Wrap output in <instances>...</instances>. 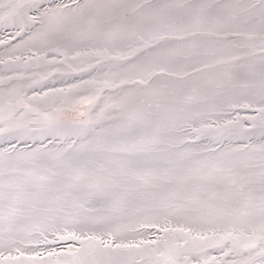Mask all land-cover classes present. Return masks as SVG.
<instances>
[{
    "label": "snow or ice",
    "instance_id": "6c2138e0",
    "mask_svg": "<svg viewBox=\"0 0 264 264\" xmlns=\"http://www.w3.org/2000/svg\"><path fill=\"white\" fill-rule=\"evenodd\" d=\"M143 7L98 0L0 4V22L15 28L13 38L31 33L27 40L22 39L24 45L40 42L67 57L62 44L78 36L100 34L117 40L136 26L141 29L137 34L139 49H151L126 69L121 79V84L145 85L144 90L117 98L110 96L98 103L100 92L120 85L108 80H81L67 90L53 88L42 97L30 99L51 98L55 102L69 93L79 95L81 90L92 95L73 102L71 111L77 116L70 120L58 116L46 128L21 131L24 126L17 125L8 129L21 135L51 131L55 136L65 131L76 139L71 140L61 157H53L60 162L42 168L41 174L38 172L42 166L35 160L30 168L21 166L22 155H12L14 145L11 151L0 152V221L7 223L6 228L0 227V247L9 253L5 257L0 251V264H231L210 255L209 249L220 248L227 257L240 247L251 250L243 264H264V143L237 148L223 143L224 139L250 135L239 116L223 123L201 121L198 127L186 119L187 127L176 122L196 100L190 93H199L201 99L197 102L207 103L212 98L208 95L212 85L254 88L258 77L261 106L255 111L260 120L257 123L256 117L246 119L252 121L253 130L259 128L264 136V0L258 4L229 0L161 2L150 5V10L139 17L127 11L135 13ZM255 48L260 52L259 67L241 65L250 78L244 84H232L230 76L227 85L220 82V77L191 79L203 68L229 63L225 52ZM81 55L88 53L76 52L73 59ZM245 55L254 56L255 52ZM32 56L44 59L46 64L54 63L46 59L47 53L44 57L35 53ZM242 58L232 56L233 60ZM19 60L21 57H15V61ZM128 73L140 78L131 79ZM220 103L251 107L231 97H221ZM16 104L36 111L22 99L17 98ZM82 105L88 108L80 111ZM53 119L45 116V120ZM177 132L186 136L195 133V140L189 141ZM205 136L218 137L219 148L193 151L184 147ZM73 189H96L94 195L110 200L115 207L86 206L91 205V199L80 202V197L71 196ZM177 190L192 193L196 206L183 203ZM217 201L227 206L228 216L246 226L238 234L233 228L224 229L223 234L213 230L211 235H192L191 228L170 226L168 216L182 209L224 211L217 207ZM129 207L140 217L139 228L151 235L119 223L121 217L115 213L126 212ZM25 211L55 214L46 216L43 222L37 219L28 229L14 228ZM159 216H163V224ZM128 232L136 235L129 238ZM12 246L18 255H12Z\"/></svg>",
    "mask_w": 264,
    "mask_h": 264
},
{
    "label": "bare ground",
    "instance_id": "6f19581e",
    "mask_svg": "<svg viewBox=\"0 0 264 264\" xmlns=\"http://www.w3.org/2000/svg\"><path fill=\"white\" fill-rule=\"evenodd\" d=\"M21 0H18V2ZM67 1V0H65ZM98 2L115 5H143V8L137 9L135 13H132L128 9V13L132 16H142L148 12L149 6L161 2L169 3H184L186 0H98ZM212 2V0H208ZM229 2L239 3H259V0H229ZM15 29H8L7 34L9 41L6 47L2 46L0 53V152L5 150H12V146H15V152L22 155L21 166L30 168L32 162L41 165L42 168L50 167L60 161L54 160L53 157H61L63 150L68 147L71 140L76 137L71 136L70 133L65 131L57 132L53 136L51 131H45L41 134L39 131L28 132L25 135H21L20 132H9L8 129L14 128L17 125H22L26 129H40L46 128L49 124L55 122V118L62 116L64 120H70L77 116V113L71 111V106L74 101L82 99L83 96H90L92 92L83 91L79 95L72 93L67 96L58 97L55 102L51 98L46 99H30L34 96L42 97L45 92H50L51 89L63 88L67 90L70 85L79 84L81 80H108L111 83L120 85L119 88H105L99 93L101 100L98 103H103L108 97L117 98L125 95L127 92L142 91L145 85L135 83H123L121 84L122 75L125 70L130 68L133 64L138 63L141 59L147 56L151 49H139V41L137 40V34L141 31L139 27L134 26L125 36L120 39L112 40L108 37L100 34H86L76 37L73 41L62 44V51H66L67 57L64 55L52 52L50 48L44 47L40 42H33L27 45L22 44V39L27 40L28 35L13 36L15 35ZM147 39V35L145 36ZM2 41V40H0ZM1 44V43H0ZM4 47V48H3ZM248 51H254V56H247L245 53ZM76 52L88 53V55L76 56ZM32 53L37 56L44 57L47 53L46 59L54 61L53 64H46L44 59L36 60L33 58ZM242 56L240 60H233L232 56ZM21 57V60L15 61V57ZM224 58L229 60L227 64H219L213 69L203 68L202 64H198L197 67L203 68L201 73H194L191 79L199 80L203 78H216L220 77V82L227 85L228 76L231 77L232 84H244L249 81V77L245 75L247 69L241 67L244 64L255 65L258 69L260 52L258 48L255 49H243L232 50L224 53ZM71 65V67H69ZM191 71V69H189ZM131 79H139L140 76L134 73L127 74ZM259 79L256 78L255 87H237L235 89L217 88L212 85L208 89V95L212 97L207 103H198L201 99L199 93H190L196 97L189 106L188 110L180 114L177 119V124H183L185 119L188 123H193L194 126H199L200 122L211 123L217 121L220 123L225 122L228 119H233L239 116L245 121V124H252V121L247 120V117H256V122L259 123L260 117L255 109L261 105L259 101ZM216 94V95H214ZM221 97H231L232 99L239 100L241 103H250L251 107H229L227 103H220ZM22 99L26 103H29L36 111H29L16 104V99ZM88 108L87 105L80 106V111H85ZM18 111H21L18 113ZM45 116L54 118L52 121L45 120ZM86 118V117H85ZM245 128L249 131L250 135L224 139L223 143L230 147L237 148L244 145H251L252 147H258L261 143H264V136H261L259 128L255 130L251 126ZM190 131V129H189ZM177 135L186 138L189 141L195 140V133L190 136H186L183 132H177ZM51 141V142H50ZM219 138L214 136H205L196 141L194 145H185L193 151H202L203 148H219ZM71 152V150H70ZM207 155V153H205ZM259 156L257 154V161ZM96 189H84V190H71L72 197H80V202L91 199L90 207H103L106 205H112L110 200H101L98 195H94ZM179 195L183 197V203L189 207H195L193 202V194L185 190H177ZM167 195V193H164ZM217 207L224 211H216L215 209H207L204 213L188 211L182 209L177 213L168 216L171 221V227H184L192 229V235H196L197 232H201L207 235H211L213 230H220L223 234V230H232L233 228L238 231L244 229L246 226L240 220H235L226 214V205L217 201ZM115 207L114 205H112ZM55 213H29L25 211L21 217L13 224L16 229H28L32 224L36 223L39 219L43 222L44 218L48 215H54ZM108 213H87L90 216L107 215ZM121 217L119 223L127 228L136 227L140 233L145 235H151L146 229L139 228L138 219L140 218L137 213L129 207L126 212L115 213ZM151 215V214H149ZM28 216H33L34 219H27ZM159 222L164 223L163 216H159ZM0 227L6 228L7 223L0 221ZM155 232V230H152ZM129 238L135 236V233L128 232ZM156 235H162V233L156 232ZM137 239L140 237L137 236ZM181 244L183 240L179 241ZM71 243V241H69ZM14 252L12 255H18L15 252V246H12ZM3 249V247H0ZM217 253L218 259H225L231 262V264H243L244 261L250 258V249L243 247L229 253L227 257H223L220 248H213ZM4 250V249H3ZM6 251V250H5ZM256 251H259L257 249ZM8 254V253H7ZM9 255V254H8ZM8 255H4L5 257ZM258 260V257H257Z\"/></svg>",
    "mask_w": 264,
    "mask_h": 264
},
{
    "label": "rangeland",
    "instance_id": "374dc122",
    "mask_svg": "<svg viewBox=\"0 0 264 264\" xmlns=\"http://www.w3.org/2000/svg\"><path fill=\"white\" fill-rule=\"evenodd\" d=\"M24 0H21L18 2V0H0V4H8V3H23ZM55 3H61V2H64V3H70L71 0H54ZM8 29H15L9 25H6L4 24L3 22H0V40L2 41H6L7 43H1L0 44V53L2 51V46L6 47V45L8 44V41H9V36L7 34V31ZM3 47V48H4ZM1 59V58H0ZM21 111H18V113H20ZM246 126H251L252 127V124H245ZM105 239H107V237H105ZM0 251H3V254L4 255H8V251H5L3 249L0 248ZM14 252V251H12ZM8 253V254H7ZM209 254L212 255V256H215L218 258L217 256V253L215 252L214 249H209Z\"/></svg>",
    "mask_w": 264,
    "mask_h": 264
}]
</instances>
